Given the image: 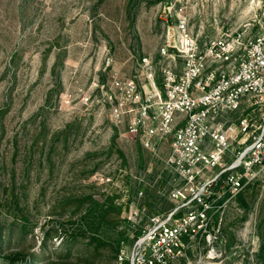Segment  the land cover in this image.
Returning a JSON list of instances; mask_svg holds the SVG:
<instances>
[{
    "label": "rangeland",
    "instance_id": "rangeland-1",
    "mask_svg": "<svg viewBox=\"0 0 264 264\" xmlns=\"http://www.w3.org/2000/svg\"><path fill=\"white\" fill-rule=\"evenodd\" d=\"M252 1L0 0V264H121L174 204L164 164L111 123L101 85L159 61L183 17L199 38L248 32ZM209 215L210 242L172 264H264V173Z\"/></svg>",
    "mask_w": 264,
    "mask_h": 264
},
{
    "label": "built area",
    "instance_id": "built-area-1",
    "mask_svg": "<svg viewBox=\"0 0 264 264\" xmlns=\"http://www.w3.org/2000/svg\"><path fill=\"white\" fill-rule=\"evenodd\" d=\"M248 13V32L204 38L183 17L159 61L144 55L133 76L101 85L111 123L164 164L163 196L174 204L147 216L121 264H172L197 236L210 242V210L264 173V0Z\"/></svg>",
    "mask_w": 264,
    "mask_h": 264
}]
</instances>
